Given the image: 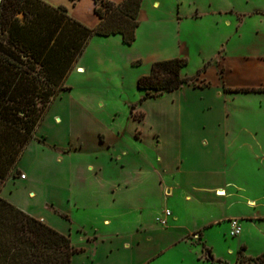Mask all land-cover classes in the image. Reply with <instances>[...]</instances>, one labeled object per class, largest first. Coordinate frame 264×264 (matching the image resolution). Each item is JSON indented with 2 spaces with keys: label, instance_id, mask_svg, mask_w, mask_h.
I'll list each match as a JSON object with an SVG mask.
<instances>
[{
  "label": "crops",
  "instance_id": "1",
  "mask_svg": "<svg viewBox=\"0 0 264 264\" xmlns=\"http://www.w3.org/2000/svg\"><path fill=\"white\" fill-rule=\"evenodd\" d=\"M42 1L53 7L65 6L71 18L89 28L97 26L100 21L94 12V0ZM109 1L117 3L122 0ZM145 1L142 0L138 16L145 10ZM153 3L157 4L156 1ZM123 45L126 44L120 34L94 35L74 68L86 72L87 67L82 60L92 46L96 48L97 55H101L105 47L119 49ZM225 88L228 86L210 84L194 88L183 85L161 98H146L136 109L141 113L140 126L132 123L130 131L143 146L134 145L137 151L131 153V159L128 158L130 154L124 156L117 150V154L113 155L112 149H117L116 143L125 132L113 135L91 118L80 117L83 129L72 127L74 133L67 134L69 141L61 147L41 134L45 116L17 164L19 173L9 177L0 190V196L68 236L71 245L77 249L71 264H116L122 260L123 251L130 256L129 261L125 259L129 264H149L156 260L164 250L158 241L170 235L159 230L161 224L157 220L165 217L164 210L171 213L165 218L166 226L171 224L170 228L180 235L176 242L199 233L203 238L204 229L229 222L232 218L240 221L245 218L252 222L264 220V188L258 196H245L246 185L229 178L230 170L239 169L241 163L235 155L236 150L230 151L234 143L229 141L226 127L223 128ZM156 99L159 101L155 102ZM175 101L180 102L179 107L173 103ZM58 119L61 122V117ZM61 150L88 157V161L75 163L69 169L75 188L65 180L64 173L59 174L62 175L61 181L47 183L46 171L51 169L49 163L57 164L64 159L58 152ZM149 151L154 152V159ZM101 155L107 158L105 162L101 161ZM135 157L142 162H136ZM261 160L264 162V158L261 157ZM88 171H94L99 179L92 191ZM21 174L24 178L20 177ZM12 185H18L20 191H27V199L22 204L12 197V192L6 194ZM218 192L223 194L219 196ZM163 201L167 204L166 208L160 210V216L153 215V224L149 210L155 206L159 208ZM240 201H244L245 206L235 207V203ZM169 202L173 210L168 206ZM247 203L250 206L247 207ZM117 207L123 208L126 215L118 214L115 211ZM231 207L235 208L229 213ZM246 207L251 211L247 212ZM76 211L83 214L82 218L86 216L91 224L73 217ZM97 212L103 217L96 216ZM139 214L143 221H139ZM139 230L143 232V237L135 233Z\"/></svg>",
  "mask_w": 264,
  "mask_h": 264
},
{
  "label": "rangeland",
  "instance_id": "2",
  "mask_svg": "<svg viewBox=\"0 0 264 264\" xmlns=\"http://www.w3.org/2000/svg\"><path fill=\"white\" fill-rule=\"evenodd\" d=\"M144 4L145 10L138 16V37L132 44L119 49L105 47L101 55H97L96 48L92 46L82 60L87 67L86 72L73 68L68 74L65 86L69 89L59 93L40 128L41 134L62 147L69 141L68 133L83 129L80 117H88L113 135L125 132L116 143L117 149H112L113 155L121 152L124 156L130 154L128 158L131 159V153L137 151L134 145L143 146L130 133L132 123L140 126L141 113L136 109L145 102V91L137 88V80L148 75L156 61L182 58L186 60L181 69L182 76L198 75V80L204 79L213 86L227 85L230 89L224 90L226 112L223 128L226 127L229 141L234 143L230 151L236 150L235 155H238L241 165L239 169L230 170L229 178L246 185L245 196H258L264 188V162L261 160L264 158V0H146ZM251 88L261 90L235 91ZM157 99L154 101L158 102ZM173 103L177 107L180 105L179 101ZM58 152L64 159L62 162L57 160V164L49 163L51 169L46 171L47 183L61 181L62 175L59 174L64 173L65 180L75 188L69 169L75 163L88 161V157L63 150ZM149 154L155 158L154 152L149 151ZM100 159L105 162L107 158L101 155ZM134 160L142 162L140 158L135 157ZM87 177L92 191L99 179L94 171H88ZM9 193L21 204L28 196L27 191H20L18 185L9 186L6 194ZM243 202H239L241 205L236 202L235 207L245 206ZM166 205L163 201L159 208L155 206L149 210L151 223L154 224L153 215L160 216V210H164ZM168 206L173 210L170 202ZM235 207L228 212L231 213ZM246 210L251 211L250 208ZM97 211H100L99 207ZM115 211L126 215L123 208L117 207ZM73 215L77 220L91 224L86 216L82 218L79 211ZM96 216L101 218L103 214L97 212ZM138 217L143 221L141 214ZM240 224L242 232L235 237L229 235V222H226L204 229L203 238L199 233L178 242L180 235L170 228L171 224L160 225L159 230L170 235L158 241L164 247L163 253L149 264H235L242 246L249 257L264 254V220L252 222L243 218ZM135 233L143 237L142 231ZM74 242L77 243L76 240ZM208 250L212 252V261L206 258ZM125 253L122 252V260L116 264H129L126 261L130 256Z\"/></svg>",
  "mask_w": 264,
  "mask_h": 264
},
{
  "label": "trees",
  "instance_id": "3",
  "mask_svg": "<svg viewBox=\"0 0 264 264\" xmlns=\"http://www.w3.org/2000/svg\"><path fill=\"white\" fill-rule=\"evenodd\" d=\"M141 3L94 0L100 21L89 28L71 18L62 5L0 0V190L9 177L19 173L17 164L23 152L53 101L69 89L65 80L90 39L120 34L124 44H132ZM185 65L182 58L152 63L149 74L137 80V88L145 91L143 99L161 97L183 85H210L198 80V75L182 76ZM244 250V246L238 250L235 264L264 263V254L254 258ZM76 252L68 236L0 196V264H71ZM206 258L213 260L211 250Z\"/></svg>",
  "mask_w": 264,
  "mask_h": 264
},
{
  "label": "built area",
  "instance_id": "4",
  "mask_svg": "<svg viewBox=\"0 0 264 264\" xmlns=\"http://www.w3.org/2000/svg\"><path fill=\"white\" fill-rule=\"evenodd\" d=\"M21 178H24V175L21 174L20 175ZM171 213L169 210H164V215L165 217L159 218L157 221L159 222V224H161L162 226L166 225V217L169 216ZM242 231V227L240 224V221L238 218H232L229 220V229H228V233L230 236L235 237L237 235H239Z\"/></svg>",
  "mask_w": 264,
  "mask_h": 264
},
{
  "label": "bare ground",
  "instance_id": "5",
  "mask_svg": "<svg viewBox=\"0 0 264 264\" xmlns=\"http://www.w3.org/2000/svg\"><path fill=\"white\" fill-rule=\"evenodd\" d=\"M222 193V192H221ZM218 194V193H217ZM219 195H222V194H219Z\"/></svg>",
  "mask_w": 264,
  "mask_h": 264
}]
</instances>
